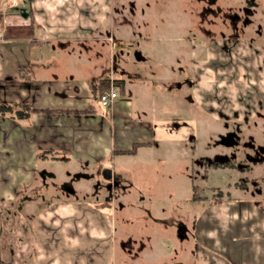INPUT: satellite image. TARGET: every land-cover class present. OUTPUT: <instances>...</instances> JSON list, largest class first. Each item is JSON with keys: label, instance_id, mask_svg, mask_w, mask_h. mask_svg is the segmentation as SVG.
I'll list each match as a JSON object with an SVG mask.
<instances>
[{"label": "rangeland", "instance_id": "rangeland-1", "mask_svg": "<svg viewBox=\"0 0 264 264\" xmlns=\"http://www.w3.org/2000/svg\"><path fill=\"white\" fill-rule=\"evenodd\" d=\"M212 1L111 0L89 51L33 48L35 78L53 83L50 97L29 104L92 112L0 115V264H264V217L250 197L257 182L264 205V164L197 166L232 152L248 164L244 144L264 146V38L256 36L264 0L234 43L230 16L248 0ZM96 6L97 16L107 13ZM101 79L123 82L118 106L95 94ZM5 86L0 104H15ZM55 88L69 98L54 97ZM230 131L240 136L235 148L219 142ZM134 143L149 144L116 153ZM107 169L119 179L113 192ZM67 204L90 210L45 216ZM128 238L132 251L120 247Z\"/></svg>", "mask_w": 264, "mask_h": 264}, {"label": "crops", "instance_id": "crops-1", "mask_svg": "<svg viewBox=\"0 0 264 264\" xmlns=\"http://www.w3.org/2000/svg\"><path fill=\"white\" fill-rule=\"evenodd\" d=\"M4 2L7 3L6 8H3ZM12 2H16V4ZM98 3L104 6V12L108 10L107 13H99L97 16L96 5ZM109 9H111V0H0V31L4 33V39L0 40V80L19 79L20 69L23 68L29 69L31 75V80L28 82L22 81L16 85L5 86L7 92L13 94L14 103L27 102L31 104L34 100L33 95L35 98L36 94L40 98L43 95L45 97L51 96L50 92L46 93L45 91L51 89L48 84L53 82L48 81V79L43 80V78L36 79L35 74L38 76L40 74L34 72L31 67V53L35 46L49 43L54 49H63L70 55L74 53L82 55L83 52L89 51V43L96 40L97 18L101 20L105 15L104 20L106 21L109 16ZM32 18L39 25L34 31L31 27ZM73 47L78 48V50ZM55 81L57 82L54 83H58L57 79ZM32 91H36V93L33 94ZM53 96L56 98H69L66 92H60L56 88L53 90ZM125 103L127 104V102ZM113 105L118 106L119 103L114 102ZM37 115L42 114L32 115L31 121L37 118ZM44 115L48 118L58 114ZM106 206L108 207L107 204H99L96 207L100 209ZM75 207L81 210H90L89 206H87L89 207L87 209L83 205L77 207L67 204L57 208L53 213L48 212L45 216L57 217L56 220H58V217H73L76 214ZM65 209L68 211L72 209L67 217L62 214ZM45 216L40 215L39 219L42 220ZM101 225H103L100 228L101 231L103 227L110 228L104 222ZM106 238L105 241L108 240ZM39 260L43 262V259Z\"/></svg>", "mask_w": 264, "mask_h": 264}, {"label": "flooded vegetation", "instance_id": "flooded-vegetation-1", "mask_svg": "<svg viewBox=\"0 0 264 264\" xmlns=\"http://www.w3.org/2000/svg\"><path fill=\"white\" fill-rule=\"evenodd\" d=\"M207 1H211L209 3L210 5L215 2L212 0H207ZM249 1L250 0L246 1V6L239 9L240 14L230 16V20L232 21V29L236 32L235 34H233L230 37L231 41L233 43L235 42V39L238 38V36H239L238 32L240 31V29L242 28V30H244L246 27H248V25H251V18L256 13L255 10H256L257 4L255 3V0L251 2L252 6H250V7L248 6ZM206 9H207L208 13L215 14V15H217L219 12L218 8L216 10L213 9L212 7L211 8H205V10ZM256 36L259 38L260 37L264 38V32H263L261 25H258V27L256 29ZM142 60H143V58H142ZM212 62L213 63L215 62L216 65L218 64L219 67L222 66L221 68H223V65L221 64L223 62L218 61V60L212 61ZM188 84H190V86H192V81L188 82ZM230 134H233V140L231 142H229L228 144L222 143L221 142L222 138L229 136ZM226 136L220 135L219 142L221 143V145H223V147H226V148H231V147L235 148V145L238 144L239 140H240L239 134L235 131H233V132L230 131V132L226 133ZM244 145L247 146L250 149V151L252 152V154L246 153L244 155V159H245V161L248 162V164H246V163L243 164L242 162H239V161L236 162V160L238 159V153L232 152V153H230V155H231L230 158L226 154L214 155L213 159H209L207 157H202L197 161V166L198 167H206V168H211V167L212 168H228V167H232V169L236 168L239 171L241 170L243 172H246V171L251 170V168L249 167L250 164H253V165L264 164V146L263 145H260V144L254 145L253 142L247 143V145L245 143ZM250 184L254 185L253 186L254 190H252V192L250 193L251 206L254 208V210L256 211V213L258 215L264 217V205H261V203H259V201H256L254 198L256 195L260 196L262 194L263 190L259 188V185L257 182L251 181ZM118 185H119V179L117 176L113 175V171H112V179L109 181L105 180L106 190L113 192L114 189L116 187H118ZM132 244L133 243H132L131 238H128L127 241H121L120 242V247L123 249L129 248V251H132ZM106 246H107V244L104 245V247H106ZM104 249H106V248H104Z\"/></svg>", "mask_w": 264, "mask_h": 264}, {"label": "trees", "instance_id": "trees-1", "mask_svg": "<svg viewBox=\"0 0 264 264\" xmlns=\"http://www.w3.org/2000/svg\"><path fill=\"white\" fill-rule=\"evenodd\" d=\"M31 27L32 31L39 27L35 23L34 18L31 20ZM31 80L30 71L27 68L20 69V77L17 80L13 79H3L0 80V84L2 85H16L22 81L28 82ZM98 83V90L95 94H97L100 98L102 93L108 90L111 86L109 79H101ZM113 85L115 88L116 86H121L123 82L119 80H113ZM115 84V85H114ZM90 108L85 109H44V108H35L29 103L20 102L16 104H0V115H10L12 118L17 120H29L32 115L34 114H65V115H83L91 113ZM149 143H134L132 149L129 150H117L118 155H135L137 153V149L141 146L148 145ZM45 154L51 152V150L43 151ZM219 203V202H216Z\"/></svg>", "mask_w": 264, "mask_h": 264}, {"label": "built area", "instance_id": "built-area-1", "mask_svg": "<svg viewBox=\"0 0 264 264\" xmlns=\"http://www.w3.org/2000/svg\"><path fill=\"white\" fill-rule=\"evenodd\" d=\"M12 3L16 4V2H12ZM6 6H7V3L4 2L3 8H6ZM3 39H4V33L0 31V40H3ZM117 97H118V91L116 90L114 86H112L109 90L102 93V95L100 96V101L104 107L111 108L115 100L117 99Z\"/></svg>", "mask_w": 264, "mask_h": 264}, {"label": "water", "instance_id": "water-1", "mask_svg": "<svg viewBox=\"0 0 264 264\" xmlns=\"http://www.w3.org/2000/svg\"><path fill=\"white\" fill-rule=\"evenodd\" d=\"M254 1V0H250L249 3H248V6H252L251 5V2ZM136 58L138 60H142V57H141V54H137L136 55ZM233 140V134H230L229 136H226L224 138H222V143L224 144H228L229 142H231ZM103 178L106 180V181H109L112 179V171L110 169H107L103 172Z\"/></svg>", "mask_w": 264, "mask_h": 264}]
</instances>
